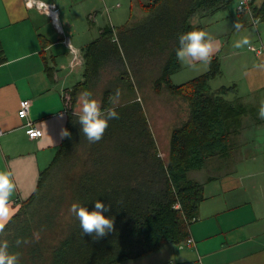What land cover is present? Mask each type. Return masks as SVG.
Segmentation results:
<instances>
[{
  "label": "trees",
  "instance_id": "1",
  "mask_svg": "<svg viewBox=\"0 0 264 264\" xmlns=\"http://www.w3.org/2000/svg\"><path fill=\"white\" fill-rule=\"evenodd\" d=\"M231 1L149 0L143 3L145 14L140 19L115 28L105 26L85 46L83 78L67 98L70 111L65 129L71 136L62 137L54 157L40 170L36 188L0 237L8 240L10 252L19 254V264H116L152 252L164 242L186 240L204 199L203 185L189 172L202 169L215 156H231L242 116L254 117L258 112L240 96L226 97L234 85L211 88L210 79L221 72L217 57H212L205 73L179 84L171 82L179 68V35L202 29L190 17L199 10L215 12ZM256 1L254 11L261 15L264 0ZM240 15L249 23L246 15ZM107 67L119 71L123 79L130 72L140 73L150 78L157 93L165 88L187 102L186 120L170 131L167 162L159 155L141 100L113 106L109 89L103 91L102 109H114L119 118L109 121L97 143H89L83 135L72 110L79 94L91 92ZM96 200L111 205L104 215L114 219V230L98 241L82 235L72 213L64 219L73 203L91 211ZM43 225L50 232L59 228L61 236L55 244L45 241L46 231L39 240L34 238ZM18 238L28 243L17 246Z\"/></svg>",
  "mask_w": 264,
  "mask_h": 264
},
{
  "label": "crops",
  "instance_id": "2",
  "mask_svg": "<svg viewBox=\"0 0 264 264\" xmlns=\"http://www.w3.org/2000/svg\"><path fill=\"white\" fill-rule=\"evenodd\" d=\"M37 2L48 4L55 11L48 13L39 9ZM82 2L0 0V171L12 173L16 185L11 198L14 212L34 191L40 170L49 164L61 143V132L66 128L70 111L68 93L83 78L85 46L99 36L103 27L111 26L99 27L98 35L92 40L81 38L77 34L81 18L85 15L83 26L87 29L85 21L91 17L86 4L78 6ZM213 13L202 15L207 17ZM236 20L247 31L242 30L237 33L242 35L233 37ZM236 20L198 25L219 42L220 48L213 57L218 58L220 67L227 56L237 60L241 80L233 79L230 83L237 91H243L242 99L248 97L243 99L245 103L259 109L264 101V71L254 65L264 63V22L255 36L250 30L251 24L245 23L242 15L238 14ZM191 23L195 25L193 20ZM243 35L257 38V45L251 49L253 53L234 50L233 43ZM259 48L261 52H257ZM227 62L230 65L231 61ZM178 63L179 68L172 76L184 67L193 71V77L209 69V64H198L192 69L179 60ZM21 99L30 101L24 118L17 114ZM76 108L72 113L78 112ZM28 120L42 130L40 137H28L24 126ZM248 126L234 136L233 148L244 149L246 154L237 158L228 156L227 170L199 180L204 199L189 226L194 244H187L185 240L164 242L152 252L116 264H264V155L255 154L251 149L264 146V130L257 125ZM244 132L246 139L242 138ZM262 151L257 149L258 153ZM248 157L251 159L243 161ZM209 166L217 167L209 162L203 168ZM240 166L246 172H238Z\"/></svg>",
  "mask_w": 264,
  "mask_h": 264
},
{
  "label": "rangeland",
  "instance_id": "3",
  "mask_svg": "<svg viewBox=\"0 0 264 264\" xmlns=\"http://www.w3.org/2000/svg\"><path fill=\"white\" fill-rule=\"evenodd\" d=\"M147 1L149 0H83L82 3L78 4V6L82 7V5L86 4L88 6V11L91 13V17L88 18V20L86 19L85 21L86 25L88 26L87 29H85V27L83 26L85 15L84 17L81 18L82 25L78 27L80 30H78L77 34L81 38L92 40L98 35L99 27H102L105 24H109L115 28L127 23L128 21H134L136 19H140V16H143L145 14L143 3H146ZM237 3L238 0H232L225 8L218 9L213 14L207 17H204L202 15L204 14V11L199 10V12L193 16L191 22L193 20L195 25L198 24L211 25L213 23H219L223 21L227 23L235 22L239 14L236 10ZM256 3H259V1H256ZM205 12L208 13L209 10ZM262 22L264 21L261 20L260 23L262 24ZM259 25H256L255 28H253V26L251 25L250 27L251 29L249 28L252 31L253 35L255 36L259 31ZM232 35L233 37L235 36L237 37V35H242V34H237V32H233ZM241 37L242 36H240V38ZM250 40L252 42L253 47L254 45L255 46L257 45L258 43L257 38ZM234 50H237V48H234ZM239 52L253 53V51L251 49H248L247 46H245L244 48H240ZM227 60L231 61L230 65H228ZM234 60L235 59L232 56L231 57L227 56L221 62L220 74L217 75L215 78L210 79L209 81V84L212 89H216L221 85L230 86L232 85L230 81L233 79L241 80L240 73L238 71L239 66L237 64V60L235 61ZM192 72L193 71L187 70V68L185 69L184 67L182 71L180 72L178 71L173 76L171 75V82L174 84L185 82L194 76L191 75L193 74ZM129 74L130 76L128 74H125L126 79H123L119 77V71L108 67L103 69L100 80L91 90L92 98L101 102L103 91L105 89H109L113 92L112 97L115 96L117 90H119L120 93L118 99H116L115 102H113V100L111 99L113 106L125 103L132 99H140L144 106L150 128L156 140L159 155L164 162H167L168 142H169L168 140H169L170 131L175 125L186 120L188 116L187 102L181 99L179 96L172 95L165 88H163L160 92L157 93L152 87L150 78L144 79L145 77H143V75L140 73L137 76L133 75L131 72ZM127 77L130 78L134 86L133 89L128 88ZM240 86H241V82H240ZM242 92L243 91L239 89L237 91V89L230 90L229 88V92L226 97L229 99H233L236 98L237 96L243 95ZM243 99L247 100L248 97H244ZM76 107H77L76 108L77 111L79 112L80 110L79 102L76 104ZM255 115L257 116L251 117L248 114L242 116V118L244 117V122L242 123V127H246L248 126V124H252V126L257 125V127L259 126L262 130H264V120L259 118L258 112ZM246 117L247 119H245ZM242 138L246 139V133L242 134ZM251 149L254 150L255 154L264 155V151H262V153L257 152V149L264 150V146L262 147H260L259 145L255 147L252 146ZM238 151H240L241 153H238ZM238 151L232 150L231 153L236 158L240 157L242 154L243 155L246 154V151H244V149L240 148V150ZM77 154H79V151ZM250 159L251 157L244 158L243 161ZM208 161H210V163H213L214 165H217V167L209 166V168L192 170L188 174L189 177L198 182L199 180L204 181L205 177L212 173H216V172L219 173L220 170H224V169L227 170L229 168V165L227 164H230L229 161L226 164L225 162L226 158H220L218 156H215ZM77 165H79V162H77ZM237 170L238 172L241 171L246 172V169L241 168V166L238 167ZM66 213L68 215L64 219H67L69 217V214L71 213L70 209L67 210ZM48 228H49L48 225H43L41 227V231L39 232V234L46 231L45 233L46 235L44 236L45 241L48 242L50 245L55 244V242L61 236L59 232V228H56V230H54L53 232H50L51 230H49Z\"/></svg>",
  "mask_w": 264,
  "mask_h": 264
},
{
  "label": "clouds",
  "instance_id": "4",
  "mask_svg": "<svg viewBox=\"0 0 264 264\" xmlns=\"http://www.w3.org/2000/svg\"><path fill=\"white\" fill-rule=\"evenodd\" d=\"M248 4V0H239V11H244ZM107 11V10H106ZM251 24L253 28L260 24L259 18H252ZM233 29L239 33L245 29L244 24L239 20L233 25ZM179 47L176 49L177 59L185 66L195 69L198 64L208 65L211 63L212 57L219 50L220 44L214 40L205 30H191L182 33L178 37ZM234 48L240 49L247 46L252 49V42L248 35H243L236 40ZM21 57L20 59H26ZM254 67L264 71V63L255 64ZM119 90L111 99L115 102L119 97ZM80 104L79 112H74L78 117L83 135L89 143L99 142L108 126L109 121L119 118V113L114 109H102L99 101L92 98V93L88 90L82 91L78 96ZM258 116L264 120V101L261 102ZM61 136L69 138L71 133L67 129H63ZM16 191V185L12 179L10 171H0V237L5 233L6 226L15 215L12 209L11 198ZM111 210V205H105L100 200L95 201L94 209L89 211L87 207L77 203H73L70 212L79 220L82 235H89L94 241H98L114 230V219L105 216L104 213ZM36 240H39L40 234L33 233ZM17 246L22 243H28L27 240L18 238L15 241ZM0 264H19V254L9 251V242L7 239H0Z\"/></svg>",
  "mask_w": 264,
  "mask_h": 264
},
{
  "label": "built area",
  "instance_id": "5",
  "mask_svg": "<svg viewBox=\"0 0 264 264\" xmlns=\"http://www.w3.org/2000/svg\"><path fill=\"white\" fill-rule=\"evenodd\" d=\"M36 5L39 9H43V10L47 11L48 13L49 12L53 13L55 11V9H53L48 4H45V3L37 2ZM255 5H256V2H254V0H248V4H247L245 10L239 11L238 10L239 9V0H238L236 10L239 14L246 15L249 19V23L251 24L252 18H259L260 21L262 18H264V13H262L261 15H256V12L254 11ZM257 52H261V49L259 48L257 50ZM29 106H30V101L28 99H21L19 101V108L17 111L18 116L21 118L26 117ZM24 126H25V132L28 135V137L37 138V137H40L42 135V130L38 126H36L33 121L28 120ZM195 219H196L195 217L192 218V221H194ZM185 241L187 244H194V239L192 238L190 233H189V236L186 238Z\"/></svg>",
  "mask_w": 264,
  "mask_h": 264
}]
</instances>
